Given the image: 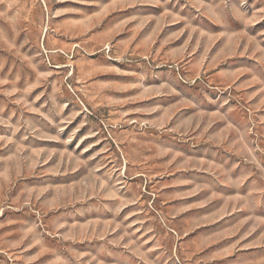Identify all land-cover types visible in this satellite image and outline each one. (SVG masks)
<instances>
[{
  "label": "rangeland",
  "instance_id": "374dc122",
  "mask_svg": "<svg viewBox=\"0 0 264 264\" xmlns=\"http://www.w3.org/2000/svg\"><path fill=\"white\" fill-rule=\"evenodd\" d=\"M0 264H264V0H0Z\"/></svg>",
  "mask_w": 264,
  "mask_h": 264
}]
</instances>
